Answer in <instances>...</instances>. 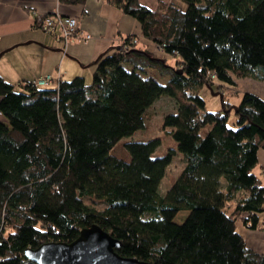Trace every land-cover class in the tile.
I'll return each mask as SVG.
<instances>
[{
	"label": "trees",
	"instance_id": "obj_1",
	"mask_svg": "<svg viewBox=\"0 0 264 264\" xmlns=\"http://www.w3.org/2000/svg\"><path fill=\"white\" fill-rule=\"evenodd\" d=\"M109 1L141 24L148 41L167 44L170 57L151 54L131 36L93 64L91 84L76 77L54 87H14L0 76L7 119L0 123V264H36L27 250L74 242L93 225L121 244L120 256L142 262L264 264L238 230L240 222L264 228V183L255 173L264 99L245 92L238 106L224 98L220 112L209 113L200 95L214 85L211 73L230 87L245 79L264 84V0H175L154 11L140 0ZM149 70L169 76L168 83ZM162 97L177 107L164 117V134L186 161L164 196L159 188L177 151L155 158L161 137L128 142V162L110 154L146 131L148 111ZM231 111L236 129L228 126ZM88 197L105 208L89 206Z\"/></svg>",
	"mask_w": 264,
	"mask_h": 264
},
{
	"label": "crops",
	"instance_id": "obj_2",
	"mask_svg": "<svg viewBox=\"0 0 264 264\" xmlns=\"http://www.w3.org/2000/svg\"><path fill=\"white\" fill-rule=\"evenodd\" d=\"M173 2L175 0H140L142 6L153 11L162 3ZM57 15L78 18L81 32L91 35L92 39L65 45L59 32L45 34L39 20ZM131 36L137 38L142 49L160 58L167 57L142 35L141 24L135 18L120 11L109 0H85L74 5L59 0H0V76L14 87L48 75L57 81L52 87L76 77L92 81L93 64L107 51L122 46ZM147 75L156 77L150 70ZM168 81L169 76L166 83ZM243 81L248 83L244 93L257 94L264 99V95L257 92L263 88V83L251 79ZM237 83L238 87L240 83ZM237 94L240 96L241 92ZM0 123H7L1 113ZM257 158L255 173L264 183V150L259 151ZM261 221L264 223V214ZM238 225L248 248L263 256L264 228L250 231L241 222Z\"/></svg>",
	"mask_w": 264,
	"mask_h": 264
},
{
	"label": "rangeland",
	"instance_id": "obj_3",
	"mask_svg": "<svg viewBox=\"0 0 264 264\" xmlns=\"http://www.w3.org/2000/svg\"><path fill=\"white\" fill-rule=\"evenodd\" d=\"M143 47V46H142ZM177 59H174L172 62H168L169 64H175ZM152 73L156 76V80L161 84V85H166V77L161 75L159 72H154ZM93 80V79H92ZM240 84L237 87H230L227 85H221L217 80L213 82L212 88L209 86H204L201 89L200 95L203 97L205 100L206 106H207V111L209 113H217L220 112L222 109V100L225 98L227 101L233 105V106H238L241 103V100L243 96L245 95L244 91L247 87V82L243 80H237ZM248 82H252L249 81ZM88 84H91L92 81L89 80L87 81ZM263 88H260L257 92L262 93L264 95V86H261ZM223 88H226V95L221 93V90ZM235 89V90H234ZM253 88L252 90H254ZM238 90V91H237ZM241 92L240 96L236 93ZM177 113V107L175 105L174 100L171 97H162L156 102V104L151 107V109L148 111V123H147V129L144 132H140L137 135H135L132 138H127L123 139L112 149L110 154H112L115 157H118L122 159L125 162H128L131 160V154L127 151L126 145L128 142L131 141H138V140H149V139H154V138H160L162 140V145L160 148H158L154 154L155 158H161L164 156H167L171 150L177 151V154L174 155L172 159V164L167 170V175L166 177L162 180L160 188H159V194L164 196L174 185V182L181 176L183 173V169L186 166V161H184L183 155L180 154L178 151V145L176 140L173 139L172 136L164 134L163 130V124H164V117L170 114H176ZM229 123L228 126L231 129H236V121H237V116L235 115V111H231V114L229 115ZM208 132V129L205 130V133ZM86 203L89 206H92L96 209H101L103 210L105 208V205L100 203L94 198H86ZM189 213L187 211L179 213L177 215V218L175 219V222L178 224H182L185 219L188 217Z\"/></svg>",
	"mask_w": 264,
	"mask_h": 264
},
{
	"label": "water",
	"instance_id": "obj_4",
	"mask_svg": "<svg viewBox=\"0 0 264 264\" xmlns=\"http://www.w3.org/2000/svg\"><path fill=\"white\" fill-rule=\"evenodd\" d=\"M71 243H46L29 249L25 256L36 264H151L132 257L120 256L115 250L121 247L110 233L99 225L80 231Z\"/></svg>",
	"mask_w": 264,
	"mask_h": 264
},
{
	"label": "built area",
	"instance_id": "obj_5",
	"mask_svg": "<svg viewBox=\"0 0 264 264\" xmlns=\"http://www.w3.org/2000/svg\"><path fill=\"white\" fill-rule=\"evenodd\" d=\"M41 26L45 34L59 32V36L65 45H68V43L71 42L90 41V39H92L91 35H85L83 32H81L79 19L76 17H71V16L63 17L61 15L51 16V17L47 16ZM166 47L167 44L157 45V50L160 54H164L167 56L168 54L165 53ZM174 54L176 56L178 55V53L175 52ZM168 57L170 56L168 55ZM209 78L212 80V82H215L217 80V76L215 73H211ZM54 82L55 80L53 76L48 75L44 77H39L37 80L33 82L32 85L36 87L37 86L48 87L52 85V83ZM226 92H227L226 88H223V90H221V93L224 95H226L225 94Z\"/></svg>",
	"mask_w": 264,
	"mask_h": 264
}]
</instances>
